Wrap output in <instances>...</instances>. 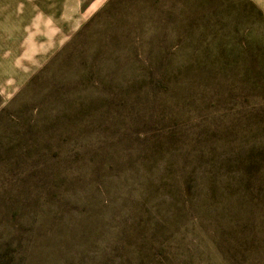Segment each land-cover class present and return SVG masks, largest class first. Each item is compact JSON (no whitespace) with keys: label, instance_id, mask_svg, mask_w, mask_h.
Listing matches in <instances>:
<instances>
[{"label":"rangeland","instance_id":"1","mask_svg":"<svg viewBox=\"0 0 264 264\" xmlns=\"http://www.w3.org/2000/svg\"><path fill=\"white\" fill-rule=\"evenodd\" d=\"M47 48L0 77V264H264V0H100Z\"/></svg>","mask_w":264,"mask_h":264},{"label":"crops","instance_id":"2","mask_svg":"<svg viewBox=\"0 0 264 264\" xmlns=\"http://www.w3.org/2000/svg\"><path fill=\"white\" fill-rule=\"evenodd\" d=\"M99 2L100 0H35L34 4L37 6V9L35 10V13L32 17L34 21L33 27H31V30L28 32V34L26 33L25 35H23L22 39L18 43H16L20 46L17 53L15 48L13 47L15 45L8 46L5 49H2L4 48L3 46L7 45V42L9 41L7 40V31L5 32L3 30V20L6 19V17L3 15V11L1 10L0 77L7 73L6 68L9 64L19 70L23 68L24 72L37 69V66H39L38 62L40 64H43V62H45L41 61V55H39V57H37V55L32 56V58L27 62L28 64L23 65V63L21 62L22 55L20 54L26 53L27 45L29 43H40L42 46L46 45L48 47L47 49L49 50L52 49L57 51L63 44L65 45L71 38H73L75 32H79V30L85 25L87 20L90 18V15L93 13ZM26 3L28 4L29 1L0 0V6H3L4 4L7 6H12L13 8L17 6L19 9L17 13L19 14L25 13V11L22 12V8L26 6ZM44 4H46L47 8L43 7ZM61 31H64V33L60 35ZM41 34H44L46 36V40L43 39V41L38 42L37 37ZM33 40L35 42H32ZM6 62L9 63L6 64ZM10 76L12 77V79H9L10 83L16 81V75L14 72L10 74ZM2 85L4 86V83L0 82V87Z\"/></svg>","mask_w":264,"mask_h":264}]
</instances>
